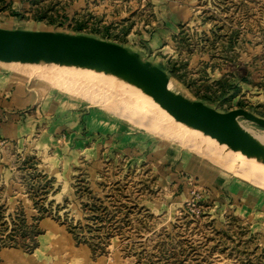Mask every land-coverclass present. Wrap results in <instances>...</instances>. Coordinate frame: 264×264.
<instances>
[{"label":"rangeland","instance_id":"1","mask_svg":"<svg viewBox=\"0 0 264 264\" xmlns=\"http://www.w3.org/2000/svg\"><path fill=\"white\" fill-rule=\"evenodd\" d=\"M249 1L0 0V28L137 48L131 38L150 31L158 8L169 17L191 4L196 36L203 38L204 26L231 30L219 38L224 48L180 42L175 58L166 46L156 53L146 47L144 56H170V87L180 93L178 81L188 99L264 119V24L249 16ZM251 1L264 8V0ZM187 30L182 25L179 35L188 41ZM192 50L222 51L215 71L233 80L189 91L184 67ZM62 70L78 72L0 62V84L21 98L15 115L25 125L13 138L0 114V264L15 252L25 258L21 264H264V181L234 166L237 153L165 119L146 127L138 116L67 90L53 81ZM239 122L264 135L262 127Z\"/></svg>","mask_w":264,"mask_h":264},{"label":"water","instance_id":"2","mask_svg":"<svg viewBox=\"0 0 264 264\" xmlns=\"http://www.w3.org/2000/svg\"><path fill=\"white\" fill-rule=\"evenodd\" d=\"M0 62L64 65L119 76L144 90L178 122L217 145L245 157H264V145L239 122L243 118L264 129L263 118L244 109L221 113L188 99L170 89V76L164 70L120 44L80 34L0 28Z\"/></svg>","mask_w":264,"mask_h":264},{"label":"crops","instance_id":"3","mask_svg":"<svg viewBox=\"0 0 264 264\" xmlns=\"http://www.w3.org/2000/svg\"><path fill=\"white\" fill-rule=\"evenodd\" d=\"M261 3L262 2H259V1L258 2L254 1L253 3L251 0L249 1V3H247L248 8H249L248 10L249 16L251 17L252 15L255 22H256V19L259 17L260 21H258L256 24L260 23V25L262 23L264 24V8H262ZM189 5L192 8L188 7ZM194 8H195L194 6H192L191 4H188L187 6H185L181 10H177L176 12H174L171 9L174 14H172V16H169V17L167 16L168 13L166 12L167 11L166 9L158 8L157 12L161 11V14L154 18V22L152 23L153 27L150 29V31L147 32L143 30L140 37L135 36L131 38V40H135V43H137V46H136L137 48H134L126 44H122V46L128 47L131 50L138 52L144 59H146L145 57L146 51L144 48L151 47L156 53L157 48H161L165 46L174 48L175 52L172 51L169 55H171L172 57L174 54V58H175L178 56L177 45L179 46L180 42H184L187 44L191 42L192 45L198 46L202 44L203 40H205L204 42L205 47L212 48L213 46H215L218 49L220 47V49L222 50L224 48L223 41L222 39H219V38L230 36L231 30L229 32L227 27H225L224 25L221 26L219 29L217 27H215V29H212V27L204 26L203 28H201V31L204 32L203 38L201 36H196L197 34H195V32L193 31L194 30L193 27L196 26L194 25V21L196 18L195 17L193 18V16L195 15L193 12ZM237 10L239 12V8L236 6L235 9L233 10V14H234V11H237ZM182 25H185L188 29L187 30L189 33L188 41L185 39L186 36L180 37L179 35V31ZM177 35L179 36L176 37ZM251 40L252 39L250 38L249 41ZM164 55L165 54L163 53L158 54V55L155 54L154 61L149 60V59H146V60L152 62L153 64H155L156 66L164 70L169 76H171L170 66L167 60V58H169L170 56H167V58L164 59ZM223 57L224 56L222 54V51H221V54L216 53L215 55H212L209 53L208 50H207V53L206 52L197 53L196 51L192 50L191 59L187 60L186 65L184 67V71L186 72L188 81L193 83V84L191 83V87H189L190 88L189 91L195 93L194 91H196V88L192 87L194 84L197 85V84L203 83L205 87H210L209 85L216 86L218 83L224 84L225 82H229L233 80V78L230 77L229 75L223 72L215 71L216 70L215 64L222 62ZM2 83H3L2 85L0 84V114H3L5 112L6 116H8L9 121H7L8 124L6 126L12 129V132L14 133L13 135V138H14L15 134H18V132L22 133L23 132L22 130L25 127V125L23 124L21 125V122H20L21 118L15 115V113H17V109H21L22 107L20 106L24 105V103L22 102V100H20L21 98L16 99L15 92L14 90H12L13 88L11 85H8V86L5 85L3 81ZM174 83L176 87H178L179 90L181 91L180 93H182V89L184 88L181 86V84L178 83V81H174ZM185 91L188 93V87H187V90L185 89ZM198 100L204 102L201 99H198ZM0 138H1V135H0ZM6 258L8 259L9 264H21V261L24 262V259H25L22 256V254L19 252L10 253V254L7 253Z\"/></svg>","mask_w":264,"mask_h":264},{"label":"bare ground","instance_id":"4","mask_svg":"<svg viewBox=\"0 0 264 264\" xmlns=\"http://www.w3.org/2000/svg\"><path fill=\"white\" fill-rule=\"evenodd\" d=\"M24 64H33V63H24ZM58 66L78 69L77 70L78 72L76 73L75 72L71 73L70 71L64 72L62 70L63 72L61 71L59 75L57 76L52 75L54 79L53 81L64 86L65 89L67 88V90L78 93L81 96L85 98L87 97L88 99L94 102H101L104 106L107 105L108 108L121 112L120 115L123 114L124 116H127L128 118H132V120H134L135 116H138L139 119L135 118V121L139 124L145 125L146 127L147 126L151 127L152 125H154L152 123H154L153 121H156V120H161L163 124L164 123L163 119H165L171 122L172 124H176V126L180 128L182 127L183 129L189 131L190 133L196 134L198 136H202L196 131L191 130L190 128L184 126L183 124L178 122L175 118H173L171 115H169L158 104L156 100L150 97L149 94L144 92V90L136 86L134 83L128 82L119 76H115L107 72L85 70V69H80L76 67L64 66V65H58ZM53 84H56V83H53ZM110 104L112 105L113 108L110 107ZM116 104L118 106H121V108L117 107ZM164 125L168 126L167 123ZM151 128L154 129V127H151ZM170 130L173 132L172 129ZM248 131L249 130H247V132ZM251 136L258 143H260L261 145H264V135L253 134ZM234 156H236V158L234 159L235 167H238L239 169H245L244 168V165H245L246 169L251 171L250 174L252 176H256V177L260 176L259 181H262V180L264 181V157L249 158V157H245L241 155L240 153L234 154ZM247 160L251 161V163H249L250 165L248 164ZM256 182H257V179H256ZM257 183L259 184V182Z\"/></svg>","mask_w":264,"mask_h":264}]
</instances>
